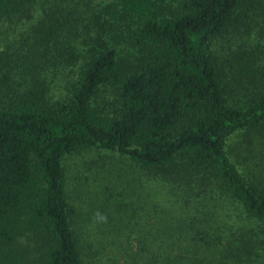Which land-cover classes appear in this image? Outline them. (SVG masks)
Masks as SVG:
<instances>
[{
	"label": "trees",
	"instance_id": "trees-1",
	"mask_svg": "<svg viewBox=\"0 0 264 264\" xmlns=\"http://www.w3.org/2000/svg\"><path fill=\"white\" fill-rule=\"evenodd\" d=\"M262 56L264 0H0V264H264Z\"/></svg>",
	"mask_w": 264,
	"mask_h": 264
},
{
	"label": "rangeland",
	"instance_id": "rangeland-1",
	"mask_svg": "<svg viewBox=\"0 0 264 264\" xmlns=\"http://www.w3.org/2000/svg\"><path fill=\"white\" fill-rule=\"evenodd\" d=\"M232 42L233 40L229 36L221 37L217 41L216 48L218 51H215V52L217 54L224 55L225 52H227L226 49L229 46V43H232ZM262 61H264L263 56H262ZM59 81L60 82L57 83V86H59L61 89L58 93H61L63 92V87H62L61 80ZM100 157H103L105 160L104 161L100 160L98 163L97 159H99ZM109 157H113L116 160L121 161V159L120 160L117 159V156H113V155L105 154V153H97L95 151L83 152L81 154L71 156L69 159L65 160L67 178L71 186V189H74V187L78 185V182H80L79 179H81L82 176H85V179L83 181L87 179L83 185V191H84V195L86 198L85 206H88L90 211L93 210V212L91 213V216L93 218L92 225L91 223H89L88 229L91 228L94 230L96 225L100 226L99 213L104 212V215H102L101 218H106L107 215L110 216L111 213L113 215V211L109 209L110 207L109 204L105 205L102 202V194H101L102 189L105 187L109 179L106 173L111 163V159ZM124 176L125 175L120 176V178ZM69 201L74 205V207L76 208L79 207L78 198L77 196H75V194L72 196V193H71V198ZM121 203L126 204L128 202L127 200L124 199L121 201ZM83 205L84 204H82V206ZM118 206L120 207V213H116L115 216L113 217L112 226L116 229L121 228L122 230H124L126 229L127 226H132L133 224L132 219L134 220V218H131L132 212H123L122 210L123 206L121 204H119ZM106 221L108 222L107 218H106ZM106 233L107 231L105 230L104 235L102 236L96 235V237L97 238L102 237L103 241L107 240V242L112 244V240H116V239H113L114 238L113 234L110 237L109 235H106ZM119 240L121 242L123 241L124 244L126 243L124 239H119ZM105 252L108 253V255L110 256L112 254V251L108 249Z\"/></svg>",
	"mask_w": 264,
	"mask_h": 264
}]
</instances>
